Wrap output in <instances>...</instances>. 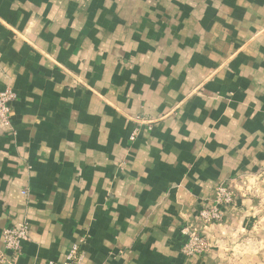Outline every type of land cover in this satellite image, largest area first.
<instances>
[{
  "label": "crops",
  "instance_id": "1",
  "mask_svg": "<svg viewBox=\"0 0 264 264\" xmlns=\"http://www.w3.org/2000/svg\"><path fill=\"white\" fill-rule=\"evenodd\" d=\"M0 90V264H263L264 0H0Z\"/></svg>",
  "mask_w": 264,
  "mask_h": 264
},
{
  "label": "built area",
  "instance_id": "2",
  "mask_svg": "<svg viewBox=\"0 0 264 264\" xmlns=\"http://www.w3.org/2000/svg\"><path fill=\"white\" fill-rule=\"evenodd\" d=\"M16 95L9 90H0V121L5 125H11L12 106ZM235 202L234 193L226 186L218 187L216 191L215 205L212 208L204 209L199 213L201 224L205 227L220 223L222 220V208ZM183 234L187 237L182 252L187 257L205 255L210 250V244L201 229L195 226H187L183 229ZM4 244L7 250L14 256L21 252L22 244L29 240L28 225H17L8 228L3 233ZM82 252L80 247L75 245L71 248L67 260L64 264H81Z\"/></svg>",
  "mask_w": 264,
  "mask_h": 264
},
{
  "label": "rangeland",
  "instance_id": "3",
  "mask_svg": "<svg viewBox=\"0 0 264 264\" xmlns=\"http://www.w3.org/2000/svg\"><path fill=\"white\" fill-rule=\"evenodd\" d=\"M232 205V204H231ZM230 206V205H229ZM222 221V220H221ZM191 224H188V225H186L185 226V228L188 226H190ZM191 226H194V225H191ZM201 232H203L202 230H201ZM205 235V234H204ZM207 239H208V237H206ZM208 241H209V239H208ZM209 244H210V242H209ZM210 247H211V245H210ZM211 249V248H210ZM210 251V250H209ZM261 263H263L264 264V258H263V260L261 261Z\"/></svg>",
  "mask_w": 264,
  "mask_h": 264
}]
</instances>
